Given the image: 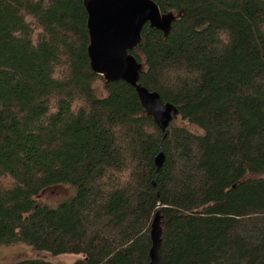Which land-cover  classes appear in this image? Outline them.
<instances>
[{
    "label": "trees",
    "instance_id": "obj_1",
    "mask_svg": "<svg viewBox=\"0 0 264 264\" xmlns=\"http://www.w3.org/2000/svg\"><path fill=\"white\" fill-rule=\"evenodd\" d=\"M152 1L173 20L129 51L139 84L200 133L95 94L85 0H0V246L150 264L158 218L161 264H264V0Z\"/></svg>",
    "mask_w": 264,
    "mask_h": 264
},
{
    "label": "water",
    "instance_id": "obj_2",
    "mask_svg": "<svg viewBox=\"0 0 264 264\" xmlns=\"http://www.w3.org/2000/svg\"><path fill=\"white\" fill-rule=\"evenodd\" d=\"M89 45L87 55L91 71L102 76L106 83L122 81L135 89L142 108L162 131L173 120L174 106L164 104L156 92L139 84L140 65L129 51L137 48L145 25L167 35L172 16L162 15L152 0H85ZM163 155L155 158L160 167ZM155 218L151 230L153 241L150 264H161L159 251L160 230Z\"/></svg>",
    "mask_w": 264,
    "mask_h": 264
},
{
    "label": "rangeland",
    "instance_id": "obj_3",
    "mask_svg": "<svg viewBox=\"0 0 264 264\" xmlns=\"http://www.w3.org/2000/svg\"><path fill=\"white\" fill-rule=\"evenodd\" d=\"M140 68L142 69L141 66ZM104 83L105 80L102 76L93 83L95 94L99 97H104L106 95V92L104 91ZM173 125L185 127L191 132L200 133L195 126L182 121L178 116L173 121ZM74 192V187L69 185L53 186L42 191L38 197V201L51 208H56L61 203L70 199L74 195ZM24 260H45L51 264H60L63 260L65 262L67 261L66 259H54L49 254L44 252L33 251L31 248L23 244L0 246V264H13Z\"/></svg>",
    "mask_w": 264,
    "mask_h": 264
}]
</instances>
